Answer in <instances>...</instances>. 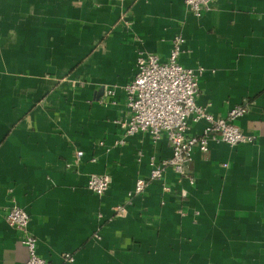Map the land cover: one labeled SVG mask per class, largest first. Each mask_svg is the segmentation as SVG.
<instances>
[{"label":"crops","instance_id":"1","mask_svg":"<svg viewBox=\"0 0 264 264\" xmlns=\"http://www.w3.org/2000/svg\"><path fill=\"white\" fill-rule=\"evenodd\" d=\"M176 36L198 105L227 118L248 100L235 124L256 139L210 141L184 175L151 180L152 160L172 156L167 137L116 121L138 51L165 61ZM93 174L110 177L102 196ZM15 206L48 264H264V0H218L200 18L184 0H0V264L29 260L5 218Z\"/></svg>","mask_w":264,"mask_h":264},{"label":"built area","instance_id":"2","mask_svg":"<svg viewBox=\"0 0 264 264\" xmlns=\"http://www.w3.org/2000/svg\"><path fill=\"white\" fill-rule=\"evenodd\" d=\"M184 2L188 11L200 18L218 0ZM184 43L182 36H176L172 41L169 57L165 61L157 55L143 50L138 51L135 78L125 87L129 115L123 121H116L128 136L148 133L154 141H158L163 135L167 137L172 148V156L161 163L152 160L151 180L161 179L167 168L173 169L179 176L184 175L185 165L192 160L195 147L207 152L210 141L217 140L237 146L252 143L256 139L243 133L235 124L248 113L250 107L248 100L234 107L227 118H215L198 105L199 75L197 71L187 69L180 63ZM114 94V91H108L109 96ZM200 121L207 123L203 133L191 134L193 124ZM82 156L83 153L79 152L78 157ZM110 182L108 175L93 174L89 177L87 187L93 193L102 196L108 191ZM147 184L148 181L145 179H139L135 194L144 193ZM125 212V207L120 206L116 209V216L124 218ZM5 218L18 232L20 242L28 249L27 264H48L37 252V239L29 229L28 213L15 206L6 213ZM62 261L72 262L73 257L64 254Z\"/></svg>","mask_w":264,"mask_h":264}]
</instances>
